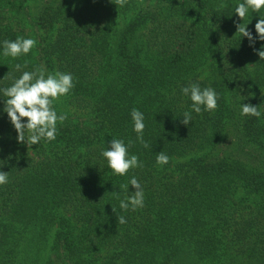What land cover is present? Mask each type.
Returning <instances> with one entry per match:
<instances>
[{"label":"trees","instance_id":"obj_1","mask_svg":"<svg viewBox=\"0 0 264 264\" xmlns=\"http://www.w3.org/2000/svg\"><path fill=\"white\" fill-rule=\"evenodd\" d=\"M237 2L0 0V41L38 42L27 56L0 55V88L25 61L24 71L70 72L75 85L55 102L68 117L56 140L37 145L18 142L0 92V264H264V117L239 111L264 113V41L236 33L249 23L255 36L260 18L242 21ZM189 82L219 100L186 126ZM113 136L132 142L142 168L112 173L100 153ZM131 176L144 206L122 210Z\"/></svg>","mask_w":264,"mask_h":264},{"label":"clouds","instance_id":"obj_2","mask_svg":"<svg viewBox=\"0 0 264 264\" xmlns=\"http://www.w3.org/2000/svg\"><path fill=\"white\" fill-rule=\"evenodd\" d=\"M261 9H264V0H239L234 7V13L242 21L246 16H249L250 12L260 17L254 26L255 36L248 29L249 23L237 25L236 33L246 37L250 44H254L257 40L264 41V16L259 14ZM37 43L34 38L25 36H17L14 40L5 39L0 41V55L13 59L27 56ZM255 51L261 60H264V44H261L260 49ZM24 68H27V61L24 64L17 63L15 69L20 72V75L14 79L10 86L0 88L3 96L7 97V99H3L5 105L3 112L7 114L17 131L18 142L37 145L41 141H55L58 134V123L62 124L68 118L66 113H58L55 102L61 97L67 96L74 88L73 75L70 72L60 71L46 73L42 68L24 71L22 70ZM180 92L190 102L188 103L189 110L182 115V123L186 126L192 122L193 113L199 115L202 112H212L218 107L219 94L211 86L201 87L199 82H189L180 89ZM239 111L241 116H254L258 119L264 117V113L258 110V106L251 103L242 102ZM130 117L132 131L136 133L137 141L147 148L148 144L144 140V113L133 108ZM26 132L29 134L25 135ZM112 138L110 145L102 149L100 155L114 175L126 176L129 170L143 167L139 156L130 152L131 141L126 142L124 138L116 136ZM169 159L166 153L160 151L156 155V164L165 166L169 163ZM3 163L5 162L3 161ZM8 182V172L0 171V185H6ZM129 185L135 191L120 199V208L122 210L142 208L144 206V191L140 181L136 176H131L128 183L122 185L121 188L129 191ZM119 222L125 223V218L119 217Z\"/></svg>","mask_w":264,"mask_h":264}]
</instances>
